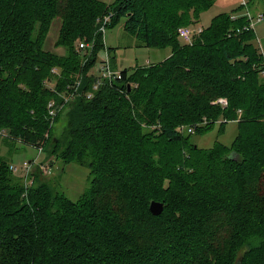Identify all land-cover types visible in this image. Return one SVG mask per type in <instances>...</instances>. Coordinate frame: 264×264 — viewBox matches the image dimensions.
Instances as JSON below:
<instances>
[{
	"label": "trees",
	"instance_id": "obj_1",
	"mask_svg": "<svg viewBox=\"0 0 264 264\" xmlns=\"http://www.w3.org/2000/svg\"><path fill=\"white\" fill-rule=\"evenodd\" d=\"M214 2L0 0V132L91 176L72 201L41 164L23 179L0 158V264H264V41L226 12L178 40ZM108 13L106 28L123 18L139 44L170 54L92 90ZM55 18L59 52L44 47ZM91 39L85 59L78 41ZM221 118L236 119L229 145L192 140Z\"/></svg>",
	"mask_w": 264,
	"mask_h": 264
},
{
	"label": "rangeland",
	"instance_id": "obj_2",
	"mask_svg": "<svg viewBox=\"0 0 264 264\" xmlns=\"http://www.w3.org/2000/svg\"><path fill=\"white\" fill-rule=\"evenodd\" d=\"M105 3H111L114 0H101ZM247 1V0H246ZM245 0H215L214 4L199 14L196 25L191 28H207L211 20L219 13L246 14L247 10L253 16L252 23L256 39L259 42L264 41V19L258 20L259 11L264 8V0H252L248 4H244ZM242 7V8H241ZM124 19L121 18L113 27H107L101 37L103 47L98 51L96 62L91 70L94 75H101L100 67L102 60H108L112 69L124 70L130 72L136 66H143L149 63L161 61L170 52L169 47L154 48L139 44L138 39L131 33L127 32L123 27ZM60 21L55 18L52 22L50 30L44 42V47L54 51L59 50L54 47V41L58 34ZM187 26V25H183ZM179 42L184 44L187 41L179 37ZM113 51L110 55L108 51ZM111 52V51H110ZM52 85L53 82H51ZM219 98V97H218ZM225 98V97H224ZM217 99V98H216ZM214 99V100H216ZM212 100L211 103L214 101ZM217 104V103H212ZM206 119V118H205ZM203 120L198 124L205 125L212 123L213 120ZM226 121L223 132L218 133V122ZM213 128L203 134H192V140L200 147H210L215 140L229 145L236 134V119L217 120ZM3 131L0 132V158L5 159L17 167V172L23 179L26 178L27 172L24 169L25 161H33L34 165H42L44 174L49 178L53 185L62 191L66 197L72 201L77 200L81 194L88 188L91 176L86 166L77 163L63 164L60 160L46 159L44 151H40L37 147L23 144L19 140L10 141ZM31 169V167H30Z\"/></svg>",
	"mask_w": 264,
	"mask_h": 264
},
{
	"label": "built area",
	"instance_id": "obj_3",
	"mask_svg": "<svg viewBox=\"0 0 264 264\" xmlns=\"http://www.w3.org/2000/svg\"><path fill=\"white\" fill-rule=\"evenodd\" d=\"M244 4H246V1L243 3V5ZM245 15L247 16V19H248V25L246 27L254 30L253 23H252L253 16L251 15V13L248 10H247V13ZM111 17H112V13H108V14H106L103 17L98 19V30L102 34L104 33L106 26L109 24ZM234 17L235 16H232V18H234ZM257 18H258V20L263 19L262 13L259 12L257 15ZM191 27H193V26L187 25V26H179L177 28L178 36L184 38L188 43L192 42L194 35H197L202 31V28H200V27H196V28H191ZM93 48H94V39H91V41H85V40L78 41V50L80 51V54L86 55V56H84L85 59L91 54V51L93 50ZM101 63H102V65L99 69L102 72V74L101 75H95L96 78H95V81L93 82L92 90H96L100 85H102L104 83L111 85L112 81L116 82L117 79L121 78V70L118 71V70L112 69L108 60H106V61L102 60ZM78 84H79V81L76 82V85H74L73 90L71 92H69L68 95H65L63 97L65 99V101L74 99L75 95L77 94ZM91 96H92V92L89 91L88 93H86L87 98H89ZM212 103H219L222 106H226L227 105V99L224 97H219L216 100H214ZM48 108H49L50 115L54 116L57 109L54 108V105L52 102L48 103ZM182 127L183 128L185 127L188 132L193 131V126H191V125L181 126V128ZM39 150L41 151L40 148H39ZM23 166H24V169L26 170L27 173L32 169V164L30 161H25L23 163ZM30 167H31V169H30ZM40 167L42 169V165H40ZM10 169L12 171H14L15 173L17 172V167L14 166L13 164H10Z\"/></svg>",
	"mask_w": 264,
	"mask_h": 264
},
{
	"label": "water",
	"instance_id": "obj_4",
	"mask_svg": "<svg viewBox=\"0 0 264 264\" xmlns=\"http://www.w3.org/2000/svg\"><path fill=\"white\" fill-rule=\"evenodd\" d=\"M111 55H113V53ZM163 207L164 203L162 201L151 200L148 208L152 215H159Z\"/></svg>",
	"mask_w": 264,
	"mask_h": 264
},
{
	"label": "crops",
	"instance_id": "obj_5",
	"mask_svg": "<svg viewBox=\"0 0 264 264\" xmlns=\"http://www.w3.org/2000/svg\"><path fill=\"white\" fill-rule=\"evenodd\" d=\"M112 53H113V52H112ZM112 53H111V54H112ZM169 54H170V52L165 56V58H166L167 56H169Z\"/></svg>",
	"mask_w": 264,
	"mask_h": 264
}]
</instances>
